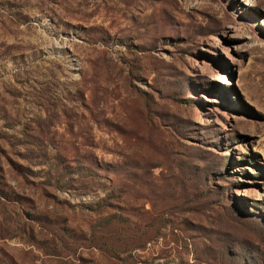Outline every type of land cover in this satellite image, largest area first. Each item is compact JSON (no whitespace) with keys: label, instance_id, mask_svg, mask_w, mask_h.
I'll use <instances>...</instances> for the list:
<instances>
[{"label":"rangeland","instance_id":"obj_1","mask_svg":"<svg viewBox=\"0 0 264 264\" xmlns=\"http://www.w3.org/2000/svg\"><path fill=\"white\" fill-rule=\"evenodd\" d=\"M0 264H264V0H0Z\"/></svg>","mask_w":264,"mask_h":264},{"label":"trees","instance_id":"obj_2","mask_svg":"<svg viewBox=\"0 0 264 264\" xmlns=\"http://www.w3.org/2000/svg\"><path fill=\"white\" fill-rule=\"evenodd\" d=\"M83 170H84L85 172H82V173L85 174V175H82V176H87V175L89 174V176L91 177V179H95V178H97V177L99 178V176L97 175V173H96V174L93 173V172H92V173H89V172L87 171V170H88L87 168H83ZM99 179H100V178H99ZM6 197L9 198L8 200H10V201L18 202V199H16L14 196L11 197L10 195H6ZM108 221L111 222L112 220H111L110 218H108ZM116 221H117V223H122V224H123V222H124V221L121 220V219H117ZM146 226H147V227L150 226V227L154 228V226H153L152 224H150V225L147 224ZM154 229H155V228H154ZM137 230H138V229H137ZM145 234H146V233H144V232H141V233H140V235H142V236H144Z\"/></svg>","mask_w":264,"mask_h":264}]
</instances>
